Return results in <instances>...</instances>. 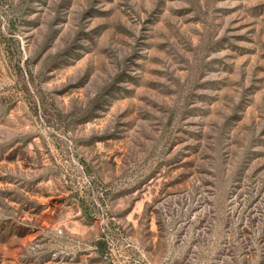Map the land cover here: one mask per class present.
Listing matches in <instances>:
<instances>
[{"label":"rangeland","instance_id":"rangeland-1","mask_svg":"<svg viewBox=\"0 0 264 264\" xmlns=\"http://www.w3.org/2000/svg\"><path fill=\"white\" fill-rule=\"evenodd\" d=\"M0 264H264V0H0Z\"/></svg>","mask_w":264,"mask_h":264}]
</instances>
